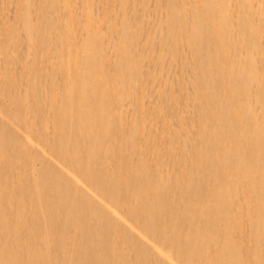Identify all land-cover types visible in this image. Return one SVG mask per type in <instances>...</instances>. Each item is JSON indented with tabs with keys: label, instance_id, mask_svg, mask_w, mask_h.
Here are the masks:
<instances>
[{
	"label": "bare ground",
	"instance_id": "6f19581e",
	"mask_svg": "<svg viewBox=\"0 0 264 264\" xmlns=\"http://www.w3.org/2000/svg\"><path fill=\"white\" fill-rule=\"evenodd\" d=\"M0 264H264V0H0Z\"/></svg>",
	"mask_w": 264,
	"mask_h": 264
}]
</instances>
